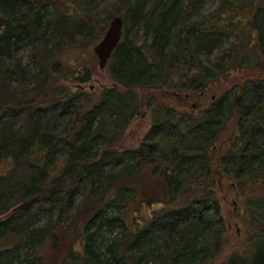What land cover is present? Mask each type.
Masks as SVG:
<instances>
[{
	"label": "trees",
	"instance_id": "obj_1",
	"mask_svg": "<svg viewBox=\"0 0 264 264\" xmlns=\"http://www.w3.org/2000/svg\"><path fill=\"white\" fill-rule=\"evenodd\" d=\"M206 1L154 0L130 8L125 19L130 14L138 30L123 31L109 60L115 84L86 103L81 91L46 101L38 95L51 65L84 47L78 35L99 41L108 21L100 25L90 12L82 10L85 19L71 12L80 4L89 8L77 0H0V90L14 93V102L25 99L17 109L0 100V161L14 162L0 176V217L15 208L0 221V264H204L219 252L225 231L215 166L245 195L257 238L245 256L227 264H264V86L252 78L249 90L238 87L243 99L254 93L257 102L244 104L237 137L224 153L217 146L235 115L234 89L198 111L187 105L245 62L226 45L238 26L247 27L258 56L242 69L254 78L264 71V4L250 0L255 14L244 20L245 0H220L216 14L203 17ZM25 49L26 73L18 59ZM215 60L224 66L208 65ZM66 72L82 84L92 77L82 61ZM144 105L155 107L150 131L138 147L117 149ZM16 117L23 125L11 130ZM28 214L33 221L22 218L12 227ZM60 246L69 254L58 263L46 249L55 253Z\"/></svg>",
	"mask_w": 264,
	"mask_h": 264
},
{
	"label": "rangeland",
	"instance_id": "obj_2",
	"mask_svg": "<svg viewBox=\"0 0 264 264\" xmlns=\"http://www.w3.org/2000/svg\"><path fill=\"white\" fill-rule=\"evenodd\" d=\"M77 1L87 3L90 9L85 7V4L82 5L80 4V6H76L77 10L71 8V12L80 13V14H82V10H84L85 12H90V16H92L94 19L97 18L96 20L98 21V23H100V25H103L105 22L108 21L107 22L108 26L105 33L101 36H100L101 29H99L98 35H96V36H100L99 41L96 39L93 40L91 37H89V35H87L85 39L83 36L78 35L77 39H81L85 41L84 47L82 49H78L76 52L66 53L65 55H63V57H60L59 60L54 63V65H51L49 71L48 84H45L46 89L38 95L41 96L40 98L44 99V101H46L50 97L52 98L55 95H63L66 92L74 91V93L77 94L79 93L78 91H81L83 92L82 94L83 96L81 97V100L82 102L87 103L89 101L91 94L95 93L99 95L102 93L103 90L112 88L115 82L110 74L108 64L105 67V69L100 68L99 58L96 55L94 49L96 45L104 38L110 26V23L114 17L116 16L122 17L125 21L123 31L124 32L128 31L129 34L132 35L134 31L138 30V27H136V25L133 23L130 14L128 15L129 17L125 19L128 11L130 10V8L131 10L135 9L137 5L145 4L147 7L151 5L152 2H154V0H77ZM256 2L258 5L264 4V0H256ZM205 3H207L208 8L205 9V11L203 12L202 14L203 17L216 14V12L221 7L220 0H209V1L207 0ZM240 4L244 6V9H246L245 11L246 14L242 12V14L244 15V17L242 18L244 20H246L247 18L253 19L255 14V10L253 9V7L255 6L253 5V2H251L250 0H245ZM80 17L82 19H85V16L83 14ZM142 31L143 30L140 29L139 31L140 36L143 35ZM226 42L228 48H235L238 51V53H240V55H243L245 62L243 63L242 66L239 67V69H237V71L234 74L226 75V77H222L220 81L214 83V85H212L210 89L205 92V95H202L201 97H197L191 100L190 102H187L188 108L191 107L194 108L193 110L198 111L200 107L196 109L197 106L202 105L204 107L205 106L204 104H209V102L212 99L215 100L219 94L225 93L227 91L231 92L233 89L234 92H236V93H232L233 100L235 102V107H237L235 109V115L227 123L225 129L221 134L217 146L218 154L219 152L224 153L225 151H227L234 143L238 134L239 120H241V116L239 117V114L242 113L244 114L246 111L244 104L245 105L255 104L257 102V98L255 97L254 93L250 94L247 99L246 98L243 99L244 90L242 89L239 90L240 88L238 87L242 86L243 88V86L245 85L246 90H249L248 87L252 86L255 83H248V85L246 83L249 82V80L252 78L256 83L260 82L259 84H262V86H264L263 70H262L263 72H261L258 75V77L254 78V77H249L247 71L242 69L243 66L245 67L254 66L258 60L257 54H255L254 51L251 50V44L253 42V38L251 37L247 27L242 28L238 26L237 28H235L233 33L230 35V38L226 39ZM41 50L43 51V49ZM29 52L30 51L28 49H25L24 51H21V53L18 55V59L21 57V59L23 60L22 64L23 65L26 64L22 68L25 73L28 70L25 67H27L30 62ZM80 61L88 65L90 70L92 71L91 80L86 84L79 83L77 80H74V78H72L66 72V70H71V68L75 67V65L77 63H80ZM208 65L214 66L216 68H220L224 66L223 62H221L220 60L218 61L215 60L213 64L211 63ZM65 67H67L66 70L63 69ZM9 86L10 84L5 85L6 88H8ZM39 86H40L39 84H34L32 88L38 89ZM2 90L4 89L0 90L1 91L0 100L2 99L4 105L9 104L10 107L15 105L13 108L17 109L18 108L17 106L21 102H24L25 100V99L23 100L20 99L14 102L12 101L14 100L13 99L14 93L10 91L4 92ZM16 94H19V92ZM23 113L24 112L19 111L18 115ZM20 116L21 118L23 117V115ZM21 118L16 117L11 121L9 120L10 127L9 126L8 127L11 128V130L14 128L18 129L19 127H21L23 125V120ZM154 118H155V107L151 106L150 108H146V106L144 105L142 112L139 115H137L134 121L131 122L130 126L128 127L122 139L116 141L117 143L116 148L121 150H131L138 147L141 141L150 131L153 125ZM13 125L16 127H14ZM13 167H14V162L12 160H10L9 158L2 159L0 161V176L10 174V171L12 170ZM18 173H20V171H18ZM214 176L216 179V187L214 190L216 197L221 203V215L224 221L225 231L223 234V240L219 252L213 254L210 260L204 264H227L229 259L233 256L236 255L245 256L246 252H248L249 249L251 248V245L254 244L253 240H257V238L255 236V230H253V226L250 227L249 225L251 223L252 217L247 213L245 207V195L243 194L242 190L239 187H236V183L234 182L233 179L228 178L216 166H215ZM14 209L10 208L7 214H4L2 215V217H0V221L10 219V216H12L11 214L15 211ZM40 212L41 211L38 210L35 213L38 214ZM149 212H147L145 209H142L143 215L147 216ZM30 217L29 214L20 215L18 217L19 220L16 221L15 218L16 223L13 224L12 227H18L22 218L24 220H22L21 222H24ZM30 219L33 221V218ZM46 219L47 216L43 214V216L40 217V222H38V225L43 226L46 222ZM116 233L120 234L121 231L117 230ZM72 237H73V233L72 235L70 234V239ZM82 245H83L82 242L75 241L74 247L77 251H81V250L83 251L84 248L82 247ZM46 250L47 252L51 251V253L53 254L52 257H54L55 261L58 263L61 262L63 256L69 254L68 248L67 247L65 248V246L61 247L60 251L55 253L53 252V250L51 249L49 250V248ZM71 257H73V255H71ZM148 264H152V263H148Z\"/></svg>",
	"mask_w": 264,
	"mask_h": 264
},
{
	"label": "water",
	"instance_id": "obj_3",
	"mask_svg": "<svg viewBox=\"0 0 264 264\" xmlns=\"http://www.w3.org/2000/svg\"><path fill=\"white\" fill-rule=\"evenodd\" d=\"M124 20L120 16L112 19L104 38L96 45L94 51L99 58L101 69H105L123 36Z\"/></svg>",
	"mask_w": 264,
	"mask_h": 264
}]
</instances>
